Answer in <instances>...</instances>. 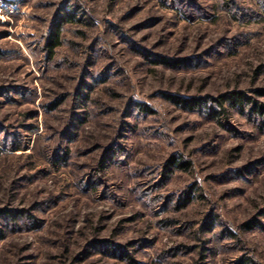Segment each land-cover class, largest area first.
Masks as SVG:
<instances>
[{
  "label": "rangeland",
  "instance_id": "374dc122",
  "mask_svg": "<svg viewBox=\"0 0 264 264\" xmlns=\"http://www.w3.org/2000/svg\"><path fill=\"white\" fill-rule=\"evenodd\" d=\"M252 101L264 0H0V264H264Z\"/></svg>",
  "mask_w": 264,
  "mask_h": 264
},
{
  "label": "trees",
  "instance_id": "16d2710c",
  "mask_svg": "<svg viewBox=\"0 0 264 264\" xmlns=\"http://www.w3.org/2000/svg\"><path fill=\"white\" fill-rule=\"evenodd\" d=\"M58 43H59L58 40H52L51 51L54 50V48L58 45ZM214 100H215V102H217L218 106H223L226 102H229L232 105L242 106L244 104L243 103L244 101L249 102L247 97L245 96V94L241 91H232V92H229L227 94H223L220 97L215 98ZM174 101H178L180 103V105H182L184 107L193 108V109L196 107H199L201 105V104H199L200 101L196 98H193V99H186V98L178 99V98H176V100H174ZM250 104L252 105L251 107L253 109V112L264 115V104L263 103H259L257 101H252V102H250ZM207 111H209V113L212 116H215L214 115V109L212 106H209L207 108ZM215 112H218V111L215 110ZM173 161H174V159H171L170 163H173ZM250 223H251V221L246 222L244 225L251 227Z\"/></svg>",
  "mask_w": 264,
  "mask_h": 264
}]
</instances>
